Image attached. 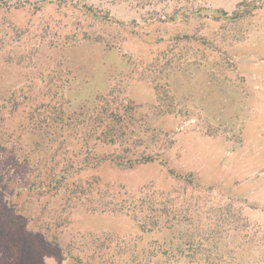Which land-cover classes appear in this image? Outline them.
<instances>
[{
    "label": "rangeland",
    "instance_id": "374dc122",
    "mask_svg": "<svg viewBox=\"0 0 264 264\" xmlns=\"http://www.w3.org/2000/svg\"><path fill=\"white\" fill-rule=\"evenodd\" d=\"M0 264H264V0H0Z\"/></svg>",
    "mask_w": 264,
    "mask_h": 264
},
{
    "label": "trees",
    "instance_id": "16d2710c",
    "mask_svg": "<svg viewBox=\"0 0 264 264\" xmlns=\"http://www.w3.org/2000/svg\"><path fill=\"white\" fill-rule=\"evenodd\" d=\"M92 9V8H91ZM89 8V11H93ZM112 114L105 117L100 121L103 126H99L98 122L93 123L90 128H87L89 133V138H93V148L98 147L101 144L108 145H116L118 140L126 134L127 130L130 129V125L127 122V118L122 119L120 115H116L113 112ZM81 114V113H79ZM77 114V116L79 115ZM99 118L96 116V119ZM127 119V120H126ZM102 129V130H101ZM80 130V129H79ZM77 130V131H79ZM86 131V130H85ZM85 141L84 145L89 146L88 137L82 139ZM83 145V147H84ZM104 161H107L113 166L119 168L125 167H133L137 163L147 162L149 158L147 156H99L94 155L93 157L86 156L85 158H81L79 160H75L70 165H66L65 167H61L57 171L51 169L47 172V179L41 180L34 187L35 190L39 192L44 191H57L65 185H69V179L74 175L73 173H80L86 169H90L96 167ZM88 183V182H87ZM27 188H22L20 191H25ZM63 257L67 260V253L63 252ZM64 259V260H65Z\"/></svg>",
    "mask_w": 264,
    "mask_h": 264
}]
</instances>
